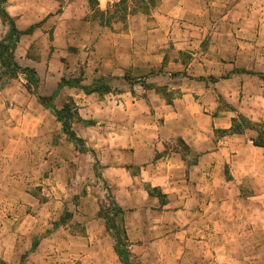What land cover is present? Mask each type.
<instances>
[{
  "label": "crops",
  "instance_id": "obj_1",
  "mask_svg": "<svg viewBox=\"0 0 264 264\" xmlns=\"http://www.w3.org/2000/svg\"><path fill=\"white\" fill-rule=\"evenodd\" d=\"M77 3L83 6L86 0H73L57 16V30H64L65 42L79 50H57L52 55L49 74H56L57 88L70 72L62 58L72 67L78 61L88 62L86 86L100 77L117 76L125 81L163 71L146 79L148 85L156 86L152 90L135 88L146 92L147 99L126 92L100 101L98 95H85L77 89L61 91L59 97L66 95L79 103L84 121L97 123L79 129L73 126L80 136L86 134L84 141L106 167L104 179L114 185L121 179L126 182L128 167L138 166L142 181L159 188L169 199L164 209L194 215V221L183 228L188 233L179 232L173 240L168 232L179 231L180 223L175 227L172 222H161L156 227L164 230L158 245L172 242V257L178 261L189 258L193 264H213V257L220 264L264 261L259 223L238 225L230 221L236 212L257 220L262 211L264 214V148L254 146V130L221 135L232 128L239 115L252 124H264V0H161L156 14L130 16L126 29L116 27L100 33L92 22L77 31L75 19L84 16L83 10L79 16L71 13ZM21 20L17 15V26ZM27 66L35 68L42 78V65ZM172 73L181 76L172 77ZM149 105L161 119L158 125L150 122ZM25 113L31 118L30 126L14 129L18 136L10 144H16L15 151L6 149L0 157L3 179L9 174L36 175L39 165L49 164L59 165L55 169L59 176L79 174L81 165L72 172L71 163L65 161L64 151L70 143L55 118L46 112ZM44 150L49 156L46 165L40 164ZM82 157L91 159L86 154ZM78 163L83 164V159ZM2 187L8 188L6 182ZM124 188L125 195L117 196V201L120 206H131L132 192L125 183ZM16 196L1 200L5 202L1 208L12 218L0 221V264H15L34 253L33 242L24 240L31 234L29 206L6 201ZM262 224L264 227V217ZM186 233L192 234L191 238H186ZM129 235L134 242L131 230ZM186 245L191 252H185ZM250 247L252 252L245 253Z\"/></svg>",
  "mask_w": 264,
  "mask_h": 264
},
{
  "label": "rangeland",
  "instance_id": "obj_2",
  "mask_svg": "<svg viewBox=\"0 0 264 264\" xmlns=\"http://www.w3.org/2000/svg\"><path fill=\"white\" fill-rule=\"evenodd\" d=\"M72 1L73 0H8L5 5L6 10L15 20L16 24L17 15L18 19L22 18L18 26L20 30L26 31L30 27H36L31 35L21 38L17 49V51L19 50V55L16 54V58L18 63L24 68L30 67L27 66L28 64L33 65L37 63L42 65L43 69L40 71L42 78L37 72L40 85L37 89H34L37 95L50 96L56 91L55 89L57 87L55 81L57 76L54 74L55 76L52 77V75L49 74L51 72L50 65L53 62L52 55L57 50L64 52L70 48L68 43L65 42L66 35L64 30H57L60 24V20L57 16L63 14L65 8L70 5ZM160 2L161 0H125L123 6L118 8L116 4L121 3L120 0H99L100 11L105 13L104 16H100L96 13V9L92 8L88 0H86L83 6L81 3L74 5L71 8V13L79 16L80 14H78V12L80 10L84 11V16L75 19L77 31H82L85 23L92 22L98 28L97 33H100V31L115 29L116 27L121 30L126 29V23L130 16L138 14L151 16L156 14L159 12ZM7 32L8 27L4 25L0 19V41L5 37ZM33 37H36L35 40ZM70 49L75 52L79 51L78 48L74 46H71ZM46 60L47 64H43ZM62 62L64 66L68 67L70 70L63 78L67 80L83 78L84 81L88 79L86 77L87 72L85 71V68H88V62L84 64L78 61L73 67L72 65L70 66L71 62L66 58H62ZM157 72L158 71H153L148 77H127L125 81L117 76L113 78L100 77L108 80L113 92L103 97L98 96L99 100L108 101L107 99L110 98L111 95L115 96L126 92L131 93L134 98L147 99L146 92L142 89L135 91V88H137V86L144 87V85L148 87L152 86L153 88L156 87L152 84L148 85L146 79L151 76H153L151 78L157 77L158 74H161L163 71ZM179 76L181 75L172 73V77L177 78ZM42 79H45L44 84H42ZM26 86L27 81L23 75L13 80L0 79V157H2V153H4L6 149H9L11 152L15 151L16 144H10V140H16L18 136V134L14 132V129L22 125L26 127L30 126L31 118L25 115V112L31 115H43L46 112L47 116L52 115L53 119L55 118V123L70 143V148L64 151L66 155H63L65 161L71 163L70 167L72 172L74 169H79V165H81V171L78 172L79 174L75 171L74 175L70 174V177H66L64 174L59 176L55 171L56 166L59 165L51 166L49 164L45 166L46 168L39 165V173L36 175H25L20 173L9 174L6 179H3L2 175L4 172H0L1 224L4 222L3 220L6 221L12 218L9 213L4 211V208H1L5 205V202L1 200L6 197L9 198V195L12 194L17 195L15 197L16 199L12 197V200L7 198L6 201L19 202L20 205L29 206L30 208L27 212L31 216V222L29 221L31 234L25 236L24 240H27V242H34L37 240L40 242L38 249L34 253H31L34 255L29 254L25 256L23 261H19L15 264H122L115 252L116 242L114 232H110L107 229V221H109L112 226L113 224L110 219L115 220L113 217L114 210L109 198L110 195L124 211V226L130 243L129 250L132 254L133 264H193L189 261V258H186L188 259L186 262L183 260L180 262L172 257V252L174 250L172 242H163L158 245L157 241L163 239L164 230L157 229L156 227H158L161 222H172L175 227L177 223H180L182 228L179 227V231L177 229H170L171 231L168 232L170 233V239L173 240L179 232L188 233L189 230H183V228L188 227L190 221H194V215L190 212L179 215L174 214L172 208L164 209V206L170 204L169 199L159 188H152L146 182L142 181L140 167L138 166L132 165L128 167L127 170L130 176L127 178L126 182L121 179L114 185L105 180L103 176L106 167L98 160V154L90 148L87 141H85L86 148L94 151V153H86L91 159L83 158L82 156L84 153H81L76 145L69 140L68 136L63 131L62 124L57 121L56 117L49 110H46L39 104L36 95L31 94ZM144 90H152V88L144 87ZM69 99L70 97L66 95L63 97L58 96L55 99L56 107L62 109ZM71 99L75 101L74 98ZM168 102L170 101L168 100ZM75 103L78 109H80L81 106H78L79 103ZM149 106L150 122L154 121L155 124L158 125L161 119L156 118V111L153 109L152 105ZM23 116H26V118ZM238 120H240L239 116ZM83 122L74 124L77 125V129L82 126L94 127L97 124L95 121H85L94 122V125H85ZM74 129L73 126V130ZM77 129L74 131L79 135ZM221 135L223 134L221 133ZM85 136L86 134L82 132L81 136L79 135L78 137H82L83 139ZM57 138L56 136V142H58ZM46 152L48 151L44 150L43 155L40 156V164L46 165L45 161L49 159L48 153ZM59 155L61 156L62 154ZM73 156L76 158L74 159ZM78 159H83V164L78 163ZM96 162L100 165L99 174L101 178L96 176L94 170ZM90 165L93 166L90 167ZM119 177L120 176L116 178L118 179ZM229 178V172H227L226 179ZM4 182H6L8 188L2 187ZM124 183L128 185V189L132 192V207L120 206L117 201V196L119 197L122 195L123 197V194L125 195L126 189L124 188ZM119 184H122V186L117 187ZM154 189H159L161 193H153ZM93 197H95V199ZM154 201H157V203ZM107 213H109V220L105 217V215H108ZM22 217L26 218V215L23 214ZM228 217L229 216H226V219ZM263 217V211L258 220L252 218L249 214H239L238 212H236L234 216H230V221L232 223L240 225L245 222L252 223L253 221H257V224L259 223L260 227H262V243L260 247L262 259H264ZM114 223L116 225L120 224V219H116ZM129 230H131V237L134 239V242L131 241ZM187 233L186 238H191L192 234ZM140 238L142 239L139 240ZM179 248L180 247L177 246L176 250ZM251 248L252 247L248 248L245 253H251ZM185 250V252L188 253L192 251V248L186 245ZM183 256L185 257V255ZM214 256H216V253H214ZM212 259L214 261L213 264H220L214 257ZM259 264H264V261H260Z\"/></svg>",
  "mask_w": 264,
  "mask_h": 264
},
{
  "label": "trees",
  "instance_id": "obj_3",
  "mask_svg": "<svg viewBox=\"0 0 264 264\" xmlns=\"http://www.w3.org/2000/svg\"><path fill=\"white\" fill-rule=\"evenodd\" d=\"M8 0H0V19L3 24L8 27V32L5 37L0 41V79L13 80L19 78V76L23 75L27 81V90L31 94H35L38 102L41 106H43L46 110H49L57 119L59 123L63 126L64 133L68 136L69 140L72 141L78 150L81 153H94L90 149L86 148L85 141L78 137L76 132L73 130L74 123L83 122L82 118L79 114V109L73 99H69L62 109H58L55 105V99L59 96L60 92L64 88H76L80 91L84 92L86 95L97 94L100 97L111 94L113 92L112 87L108 83L106 78H100L93 82V84L89 87L83 85L82 79H73L67 80L66 78H62L61 82L58 85L57 90L50 96H41L37 95L34 89L40 85V79L38 77V73L36 69L30 67H22L16 58V51L18 49V45L20 44L21 38L23 36L31 35L34 30V27H30L26 31H22L18 28L15 20L11 17L8 11L5 8V5ZM153 1V0H152ZM121 3L116 4V7L123 6L125 0H120ZM88 3L92 8L96 9V13L100 16H104L105 13L100 11L99 0H88ZM246 72V71H243ZM127 78H125L126 80ZM200 80H204L201 78ZM145 88H153L152 86L148 87L144 85ZM158 90V89H157ZM168 103H171V99L167 96ZM239 115L240 120L238 118L233 119V126L228 131L221 132L225 135H236L243 134L246 130H254L257 133V137L253 139V144L255 147L264 148V124H252L246 117H241ZM85 125H94V122H83ZM99 163L96 162L94 165V170L96 176L101 178L99 174ZM160 192L159 189H154L153 193ZM161 193V192H160ZM164 196V195H163ZM165 197V196H164ZM111 206L113 207L114 219H120V224H115V220H111L112 226L109 221H107V229L108 231L114 232L115 238V252L119 257L122 264H133L132 254L129 250V239L127 235V231L124 226V211L117 205L116 201L110 195ZM105 215L107 220H109V213ZM40 242L35 240L33 242L32 252H35L39 247ZM25 256L22 257V261Z\"/></svg>",
  "mask_w": 264,
  "mask_h": 264
}]
</instances>
